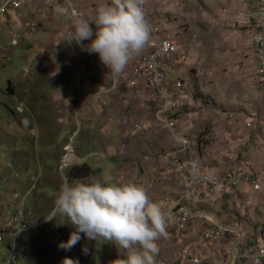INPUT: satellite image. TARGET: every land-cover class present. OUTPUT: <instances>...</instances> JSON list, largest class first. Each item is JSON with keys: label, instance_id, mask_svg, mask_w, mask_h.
I'll list each match as a JSON object with an SVG mask.
<instances>
[{"label": "rangeland", "instance_id": "374dc122", "mask_svg": "<svg viewBox=\"0 0 264 264\" xmlns=\"http://www.w3.org/2000/svg\"><path fill=\"white\" fill-rule=\"evenodd\" d=\"M143 2L148 4L154 20L160 21L179 46V57L171 58L167 64L168 76L172 86L177 81L183 82L188 98L177 94L169 84L163 87L167 92L172 91L174 100L185 103L173 118L174 132L158 122L161 101L155 94L149 95L141 87H129L126 80L122 81L123 87L120 82L117 90L109 92L113 76L108 69L90 65L84 72L86 75H81L78 92L69 94V88L65 87L63 96L60 89L52 87L49 64L43 62L35 68V60H23L21 47L16 48L17 53L0 55V72L3 71L0 77V196L4 205L14 209V192H18L20 199L32 209V219H44L53 206L63 176L73 182L100 179L105 183L117 180L123 184L134 181L147 188L153 201L164 205L177 200L184 190L177 173L165 160L167 154H175L181 148L175 139L189 142L183 151L187 155L199 148H203L204 154L208 147L212 153L219 149L220 153H226V149L231 148L230 140L223 137L224 130L215 131V128H227V122L233 119L236 125L242 123L246 129L249 128L245 124L253 121L255 125L249 130L264 131V86L260 85L251 63L254 54L248 27L257 0ZM16 38L19 43V37ZM31 54L28 53V57ZM40 57L38 55V60ZM76 59H71L70 69L77 68L79 60ZM238 59L244 62L240 68L234 66ZM92 69L95 72H91ZM98 75L103 81L99 80L102 88L92 83V77ZM248 75L252 76L250 82ZM75 82L73 79L72 83ZM9 85L13 87L12 95L8 92ZM85 97L88 98L82 104ZM230 136L235 138L236 134ZM70 143L74 145L73 163L62 174L59 164L65 146ZM249 145L238 147L244 152L242 158L250 157L245 155L248 150L252 153L253 147ZM175 157L173 161L181 160ZM223 164L230 167L229 161ZM198 165H202L201 162ZM11 171L16 179L4 182L2 177H8ZM136 171L146 172L145 177H138ZM35 175H39V179L34 181L33 189ZM30 188L32 191H24ZM180 190L182 193L177 195ZM9 216L13 217L11 212ZM41 228L49 229L48 236L44 230L40 234L46 240L59 239L60 242L64 234L69 236L75 230L72 225L57 226L54 221ZM168 231L176 236L181 234L168 229L167 236L157 241L161 252L155 264L175 262L170 261V244L163 241ZM81 238L87 239L83 233ZM111 249L118 251L116 247ZM48 251L51 256L54 247L49 246ZM8 254L9 249L1 245L0 261ZM54 257L60 260L56 264L64 259L58 254ZM117 261L113 259L115 264ZM22 262L18 254L14 264Z\"/></svg>", "mask_w": 264, "mask_h": 264}, {"label": "built area", "instance_id": "2783aa9c", "mask_svg": "<svg viewBox=\"0 0 264 264\" xmlns=\"http://www.w3.org/2000/svg\"><path fill=\"white\" fill-rule=\"evenodd\" d=\"M44 4L63 7L65 14L74 16L81 13L74 8L73 0H41ZM24 0H6L0 4V16H5L10 12H17L22 8ZM143 7L146 17L152 27V36L148 45V51L140 53L133 59L130 74L127 79L129 87H141L142 90L149 92V95L155 94L161 101V106L158 111V122L166 126L171 132H174L176 111L185 107L184 102H177L172 97V91L167 92L163 87L167 84L177 94L187 97L182 81H177L171 85L169 80V69L167 64L173 57H179V46L176 41L171 38L169 33L162 28L160 21H155L147 3L143 2ZM83 14V13H82ZM251 22H249V35L251 36L252 48L254 58L252 62L256 66L258 76H260V85L264 86V0H257L255 10L251 15ZM159 22V23H158ZM95 29V25H91ZM36 25H32L34 29ZM12 46H18V38L12 41ZM74 49L77 45L70 44ZM79 62L86 65L89 63L96 64L102 70L107 67L99 60L96 53H89L87 51L74 50ZM27 59L30 61L38 60V54L32 53ZM177 61V59H176ZM244 65L241 59L234 62L236 68ZM112 85L109 92L118 89V78H112ZM88 97L81 100L85 104ZM188 98V97H187ZM201 106V104H200ZM202 107H204L202 105ZM20 110V109H19ZM255 123L249 121L246 126L254 127ZM77 135V134H75ZM206 137H209L208 135ZM257 143L256 150L264 155V135ZM176 143L181 148L175 153H180L188 148L189 142L175 139ZM73 149L72 143L65 146V154L63 155L59 170L63 172L73 163ZM174 153L167 154V163L177 173L178 178L184 186L182 195L175 201L165 202V208L170 207L172 211V219L168 226L177 232L183 233L190 228V223L193 227H200L208 224L204 228L201 239L198 243V251L186 245L180 250L179 258L172 264H205L204 257L199 253L208 252L217 243L226 238L231 239V246L228 249V256H237L240 259L253 264H264V237H260L255 244L245 246V241L248 237L246 225L241 221L225 224L213 220L210 216H206L196 210L190 208L183 201L191 200L195 206H202L205 201L211 200L214 194L221 195L229 189L242 187L249 190L262 191L264 190V161L262 164H255L253 161H247L243 165L231 168L224 174L214 171L206 165L185 164L181 161H173ZM4 178V182L10 183L16 179V174L10 172L8 177ZM64 178V176H63ZM39 179V175L32 177L33 184L31 188H35V182ZM24 190L26 192L32 191ZM14 200L16 207L11 209L4 205L3 197L0 196V246L5 245L9 249V254L2 257L0 264H14L16 257L20 256V242L30 232H37L44 224H49L51 221L44 219H32V209L20 199V194L14 192ZM12 213L13 217L9 216ZM261 236V235H260ZM8 237V238H7ZM244 245L243 253H240ZM27 264H34L30 257L27 256ZM60 260L53 256V263H58ZM63 264V260L62 263ZM166 264V263H163Z\"/></svg>", "mask_w": 264, "mask_h": 264}, {"label": "crops", "instance_id": "0c3cea01", "mask_svg": "<svg viewBox=\"0 0 264 264\" xmlns=\"http://www.w3.org/2000/svg\"><path fill=\"white\" fill-rule=\"evenodd\" d=\"M5 1L6 0H0V4ZM73 1L74 8L86 15L89 19H94L97 7L101 3L105 2V0ZM72 23L73 16L70 14L59 13L57 11V7L46 5L41 0H24V4L20 10L17 12H10L5 16H0V55L1 57H4L7 53H17L18 50H16V48L19 47H21V50L23 51V60H27L28 53H36L41 57L40 60H35L34 64L37 63L35 68H39V65L43 64V62H47L49 64L47 66L49 67L48 75L52 80V87L60 89V95L63 96L65 94L62 89L65 87L69 88V94L71 92L76 93L78 92L76 90L80 89L82 84L81 75L88 69V67L89 69L91 68L90 65L96 64L89 63V65H86L84 64L85 62H78L76 69H70L72 66L71 59H76L74 50L81 52V49L78 46L76 49H73L70 44L63 42L65 34L71 28ZM33 24L36 25L34 29L32 28ZM16 36L19 37V45L13 47L12 41L16 38ZM84 43H88V41H85ZM9 46H12V48ZM70 49L72 51H70ZM146 51H148V45H146L140 53H144ZM139 54L133 55L126 66V69L122 72L123 74H120V87H123V80H126L127 82L133 59ZM251 63L255 68L256 76L258 77L257 79L260 80L255 64L252 61ZM244 69L245 67L240 70ZM92 70L91 72H95ZM2 72H0V77L2 76ZM84 74L86 75V73ZM99 77V75L92 77V83L95 87L102 88L99 80L101 82L103 81L102 79H98ZM251 77V75H248L249 82L252 80ZM73 79L76 80L75 83H72ZM104 82L108 83V80H105ZM56 93L59 94V92ZM227 123V128H232V130L228 131L227 128L223 129L222 127L215 128V131L224 130L223 137L230 140L229 146H231V148H227L226 153L222 149V153H220V149L219 151L217 150V153H212L211 149L208 147L205 148L204 154L203 148H199V150H191L188 155L183 152L177 153L173 155V158L176 159L175 156H177V158L181 159V162L188 165H198V162H201L202 165L209 166L220 174L226 173V171L231 168L239 167L247 161H253L257 165L262 164L264 161V155L257 152L255 147H257V143L261 140L257 136L264 135V131L261 129H259V131L249 130L252 129V127L249 128L247 126L246 127L249 129H246L242 123L236 125L233 119ZM234 133L236 134L235 138L230 136ZM179 136H181V133ZM252 144H254L255 147L252 146ZM246 145L253 147L251 148L252 153L248 150L245 155L250 157L242 158L244 152L239 151L238 147ZM226 156H231V158H226ZM166 159L167 157L165 160ZM226 161L230 162V167L223 164ZM136 172L138 177H145L146 172L142 171V174L141 171ZM153 183L155 182L153 181ZM109 184L119 183H117V180H113V182H110ZM174 191H176V189ZM179 192L177 195L182 193L181 190ZM183 203H186L193 210L205 214L206 216H210L213 220L220 223L229 224L235 221L243 222L248 231L245 246L253 245L260 237H264V190L254 191L249 190V188L244 189L239 187L229 189L221 195L214 194L213 198L208 200L202 206H195L191 200L183 201ZM207 226L208 224L206 223L200 227H193V224L190 223V228L177 236L168 231V237L163 239V241L168 242L172 248V251L169 252L171 255L170 261H176L179 258V250L184 248L186 245H190L198 251V243L201 239L204 228ZM168 229L172 230L173 228L167 226V230ZM42 230H44L48 236L49 229L39 228L37 232H30L20 242L21 248L19 251L23 262L19 264H27V256L31 258L34 264H55L53 263V256L55 254H58L60 257L73 256L74 259H78L79 264H115V262H113L114 258L118 260L116 264H119V258H121L120 253L118 251H112L111 249L116 246L111 242L105 241L103 238L99 239L98 237L97 240H87L81 238V240L70 251H66L58 247L60 242L59 239L46 240L43 235L41 236L40 234ZM67 239L68 235L64 234L62 241H66ZM231 243V239L226 238L217 242L210 251H199V253L204 257L205 264H252L251 262L242 260L237 256L229 257L228 248L231 246ZM83 245H87V253L82 251ZM160 245L159 252H161ZM49 246L54 247L55 251L51 256H49L51 253V251H48ZM243 249L244 245L242 246L240 253L244 252Z\"/></svg>", "mask_w": 264, "mask_h": 264}, {"label": "clouds", "instance_id": "9594fccd", "mask_svg": "<svg viewBox=\"0 0 264 264\" xmlns=\"http://www.w3.org/2000/svg\"><path fill=\"white\" fill-rule=\"evenodd\" d=\"M57 11L62 14L65 9L58 6ZM151 36L143 0H105L97 7L94 19L82 13L74 15L63 42L98 54L108 72L118 78ZM171 219V208L153 201L140 183L109 184L100 179L73 182L69 177L62 179L45 217L57 226L74 227L68 239L59 242L61 249L70 251L81 240V233L88 240L100 237L117 247L119 264H155L157 241L167 236ZM82 251L88 252L87 245L82 246ZM63 264L79 261L66 256Z\"/></svg>", "mask_w": 264, "mask_h": 264}, {"label": "trees", "instance_id": "16d2710c", "mask_svg": "<svg viewBox=\"0 0 264 264\" xmlns=\"http://www.w3.org/2000/svg\"><path fill=\"white\" fill-rule=\"evenodd\" d=\"M8 92L12 95L13 94V87H10V85H9V88H8Z\"/></svg>", "mask_w": 264, "mask_h": 264}]
</instances>
